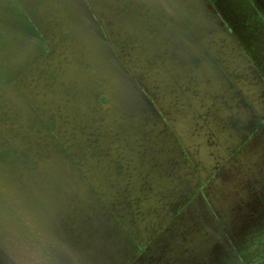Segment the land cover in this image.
Segmentation results:
<instances>
[{
  "label": "rangeland",
  "instance_id": "374dc122",
  "mask_svg": "<svg viewBox=\"0 0 264 264\" xmlns=\"http://www.w3.org/2000/svg\"><path fill=\"white\" fill-rule=\"evenodd\" d=\"M0 264H264V0H0Z\"/></svg>",
  "mask_w": 264,
  "mask_h": 264
}]
</instances>
